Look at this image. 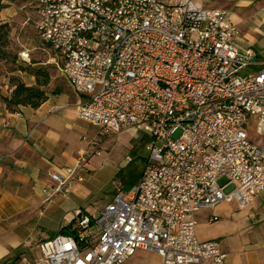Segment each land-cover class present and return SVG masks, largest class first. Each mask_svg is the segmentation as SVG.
<instances>
[{"label":"built area","instance_id":"1","mask_svg":"<svg viewBox=\"0 0 264 264\" xmlns=\"http://www.w3.org/2000/svg\"><path fill=\"white\" fill-rule=\"evenodd\" d=\"M19 9L83 95L81 120L151 137L139 180L96 216L77 212L74 235L40 242L37 263L122 264L142 249L162 264H226L216 242L198 240L196 212L243 209L264 190V60L237 44L229 11L201 0H29ZM18 58L28 63L29 50ZM101 142L49 172L42 192L67 196Z\"/></svg>","mask_w":264,"mask_h":264},{"label":"crops","instance_id":"2","mask_svg":"<svg viewBox=\"0 0 264 264\" xmlns=\"http://www.w3.org/2000/svg\"><path fill=\"white\" fill-rule=\"evenodd\" d=\"M201 2L206 8L228 10L230 19L240 29L237 44L251 47L258 52L259 60H264V3L261 0ZM19 7L6 2L0 10V19L10 26L19 24L20 29L34 28L32 24H24ZM13 29L10 40L19 42L21 31L16 33ZM33 32L26 36L21 49L29 50V58L34 52L43 54L50 50L44 61L29 63L33 69L47 65L52 72L46 99L36 108L22 105L17 110H8L3 98L11 90L9 76L20 77L28 86L36 79L29 71L15 69L4 73L0 70V264H38V244L57 234L77 212L91 216L105 184L117 172V167H103L97 155H92L89 172L67 196L48 198L42 192L49 183V172L75 166L78 156L92 147L89 141L101 139L103 133L77 116V104L83 95L72 90L66 79L62 84L55 81V72L59 70L54 51L46 48L50 45ZM88 124L96 128L92 134ZM211 214L216 218L211 219ZM198 224L201 227L200 235L196 232L198 240L216 242L227 254L226 264H264V190L243 209L235 202H221L212 209L198 210ZM155 255L162 264L161 257Z\"/></svg>","mask_w":264,"mask_h":264},{"label":"rangeland","instance_id":"3","mask_svg":"<svg viewBox=\"0 0 264 264\" xmlns=\"http://www.w3.org/2000/svg\"><path fill=\"white\" fill-rule=\"evenodd\" d=\"M19 26H20L19 24L13 23L11 29L13 27L15 28L13 29V31L19 33L18 31L20 29ZM20 31H21V34L19 36L20 39L18 38L19 42L14 41L11 38L7 47V53H8L7 57L0 59L1 72L6 73L8 71H12L15 69L31 72V69L33 68L30 67V64L33 61H37V60L44 61L45 57L47 58L49 56L50 50H48L49 53L44 51L43 54L39 52H34L32 53L28 63L21 62L20 59L18 58V52L21 50V45H24L25 44L24 42L27 41L26 36L27 35L30 36V34H32V32L35 30L33 27L31 28L29 27L26 29L25 28L20 29ZM34 33L35 32H33V34ZM48 47L50 46H47L46 48ZM40 68L49 69V66L47 67V65H45L44 68L43 67ZM48 72H49V80L47 85L44 87L46 91L50 90L49 87L50 85L48 84L49 81L51 80V75H52V72H50L49 70ZM55 75H56L55 81L59 84H62V81H64L65 78L57 70L55 72ZM88 129H89V133L92 134L96 128L88 124ZM101 140L102 142L100 146V154L97 155L96 157L99 159L100 164L103 167L112 165L113 167H117V172H115L113 177L110 178L108 183L105 184L102 194H100L98 197L97 204L94 206L92 212H90L91 216H96L102 210L104 204L112 199L116 191L118 190L126 191L130 189V187L139 180V177L149 157V150L147 149V145L150 143L151 137L149 133L144 132L140 129H127L117 133L102 134ZM225 180L226 179L222 177L218 180V183L223 184ZM233 188H234V184L230 183L225 186L223 191L225 193H228ZM200 229L201 227L198 224L196 226V232L198 231L199 235H200L199 233ZM122 264H160V258L153 253L146 252L143 250H137L132 256L127 258Z\"/></svg>","mask_w":264,"mask_h":264},{"label":"trees","instance_id":"4","mask_svg":"<svg viewBox=\"0 0 264 264\" xmlns=\"http://www.w3.org/2000/svg\"><path fill=\"white\" fill-rule=\"evenodd\" d=\"M29 0H0V10L6 6V2H12L21 6ZM11 26L0 19V59L7 57V47L10 42ZM35 75V83L33 85H26L20 77L11 75L9 83L11 90L9 96L3 98L6 107L10 111L17 110L19 106H30L32 108L38 107L47 97L45 86L49 80V72L47 69H31ZM41 77V78H40ZM40 78V79H39ZM77 230L76 219L74 218L67 225L60 228L58 233L74 235ZM57 233V234H58Z\"/></svg>","mask_w":264,"mask_h":264}]
</instances>
